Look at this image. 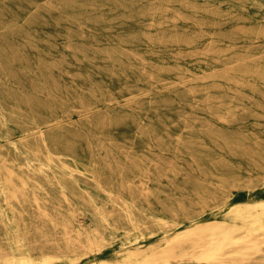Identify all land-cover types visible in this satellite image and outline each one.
I'll return each instance as SVG.
<instances>
[{"label":"rangeland","instance_id":"rangeland-1","mask_svg":"<svg viewBox=\"0 0 264 264\" xmlns=\"http://www.w3.org/2000/svg\"><path fill=\"white\" fill-rule=\"evenodd\" d=\"M208 8L221 15L215 17ZM141 11L148 19L138 20ZM194 18L216 24L196 26ZM184 28L203 31L231 54L251 47V57L264 60V37L240 34L264 30L257 0H0V177L13 182L11 189L0 184V257L35 264L21 260V254L39 257L68 248L67 253L79 254L75 264H87L93 256L109 264L127 263L126 248L158 245L193 221L210 222L214 216L207 193L219 208L216 218L226 221L234 205L264 199V184L251 189L233 185V173L220 169L232 166L243 180L254 161L243 150L264 140V78L256 87L246 81L260 68H247L242 58L216 65L198 43L164 52L157 46L150 50L146 41H129L132 32L154 37ZM152 52L172 55V65L163 58L144 67L141 58L149 64ZM162 69L171 76L158 74ZM111 78L139 87L141 97L134 103L119 86H100ZM69 86L76 99H85L87 90L97 96L92 113L72 106ZM124 120L135 128L119 129ZM160 139L186 146L175 150L158 144ZM67 149L88 151L92 161H67ZM257 153L264 156V146ZM25 155L53 156L67 167L42 171ZM108 155L112 158L105 161ZM94 167L107 168L108 176L93 178ZM257 172L258 181L262 174ZM70 175L73 183L67 182ZM65 185L74 191L67 190V198ZM89 198H95L96 207ZM99 207L115 209L121 226L98 221L94 212ZM17 228L27 236L24 243L17 240ZM97 232L98 245L85 248ZM51 264L74 263L59 257ZM170 264L207 263L184 259Z\"/></svg>","mask_w":264,"mask_h":264},{"label":"bare ground","instance_id":"bare-ground-1","mask_svg":"<svg viewBox=\"0 0 264 264\" xmlns=\"http://www.w3.org/2000/svg\"><path fill=\"white\" fill-rule=\"evenodd\" d=\"M134 1L136 0H130V2ZM257 1L260 3L262 9L264 10V0ZM206 10L210 14H213L215 17L221 15V11L217 8H208ZM138 16V20L148 19L145 11H141ZM192 21L195 22L196 26L197 24L201 26L203 24H207L209 26L216 24L215 20H206L200 18H194L192 19ZM158 23H161V21H158ZM240 34L245 39L264 37V30L260 28H249L241 30ZM129 41L133 42L135 45H138L139 41H146L147 44H151V48H149L150 50H154V47L157 46L160 49H163L164 52H170L177 46L186 47L198 43L202 45L201 52L203 54L212 55L210 59L214 60L213 62H215L216 65L231 64L234 60L242 58L244 62L246 61L245 65L247 66V68H260V73L254 75L252 74L253 76L246 80L250 82L249 84L251 85V87H256L258 81L264 78V60L253 59L251 57L253 48L245 47L241 49L240 53L238 52L237 55L231 54L229 52V49L225 50L220 44L215 43L212 38L205 37L203 31L193 32L186 28L174 29L171 31L160 33L159 35H156L154 37H147L144 35H140L139 33L132 32ZM222 49H224V51ZM119 55L120 54L116 52L114 56L118 58ZM171 57L172 55H163L162 53L154 54L152 52V55L149 56V59L147 60L149 64H146L145 61H143V58H141V63H143L142 65H145L144 67H146L147 65H149L150 67H154L156 66V63L159 59L165 58L167 61H169V64L172 65L173 59H171ZM231 68L234 67L231 66ZM158 74L165 75L164 77L171 76L167 75L170 73L166 69L159 70ZM228 79V76L223 77V84L227 87H229V85H227ZM100 86L104 88L108 86H119V91L121 92L122 96L126 97V99H133L134 103L139 99L138 97H141L139 87L121 86L118 85V83L112 78L110 79L109 83H101ZM67 89H70L71 98L74 101L72 102V106L74 108L78 109L79 111H83L84 113H92L93 108L97 104V96L94 93L87 90L85 99H76L78 98V95L72 93L73 89L71 88V86H69ZM165 118L167 121H169L170 119L169 116H166ZM159 126L157 128H159ZM117 127L122 130H127L135 128V124H133V122L131 121L124 120L117 124ZM179 138L181 139L185 137L180 136ZM161 141L162 139H160V142H158V144L166 147H173V149L175 150L181 145L183 147L186 146L185 143L181 140L178 142L180 144L176 143L172 145L166 144L165 142ZM54 142L56 141L54 140ZM60 145L62 144L60 143ZM250 146H253V148L251 147V151L247 150L246 148L243 150V152H251L254 161L251 164L247 165V167H249L247 171L248 175L243 180H241L237 172H234L235 169L232 166H220V169H227L228 171L233 173V176L230 180L233 185L243 186L249 189H251L258 182L264 184V156H260L257 153L259 147L264 146V140H254ZM22 148L24 149V143L21 145V149ZM66 156L67 161H73L75 157L83 159L87 162L92 161V154L88 151L84 152L82 150L67 149ZM111 158L112 156L108 155L105 156L104 159L105 161H107ZM198 158V160L203 165H209L203 157ZM24 159L36 160L38 162L40 170L42 171H45L44 169L46 168L57 169L67 167L65 163L58 162L53 156L40 158L37 156L28 157L25 155ZM258 170L261 171L262 175L261 180L257 181L256 176L258 175L256 174L258 173ZM99 173H103L108 176L107 168L98 170L94 167L92 177L97 178L96 176H98ZM218 174L221 175L224 173L219 172ZM67 180L68 183H73L74 178L70 175ZM0 184L3 189H11V185L13 184V182L11 178H6L5 180H3L0 177ZM83 185L84 188H88V185ZM26 186L28 185L26 184ZM65 188H68L64 191L65 197L67 198L68 192L70 191L73 193L74 191L70 189L68 185H65ZM92 191L95 193H106L103 191L99 192L96 188H92ZM12 193L16 195V192L14 190H12ZM207 199L209 200L208 204L211 208L210 211L214 216V218L210 222L193 221L186 227L180 228L179 231H177V233L173 236L167 238L164 237L163 242L158 245H136L133 248H126L127 251L125 252V255L128 259V262L122 264H170L172 261L184 259H192L198 263L207 264H264V199L256 200L254 198H250V201L234 205L232 208H230V210L227 211V214L232 216V219L230 221L220 220L216 218V215L219 213V208L216 207L217 205L215 204V202H213V200H211L212 197H210V194L208 193ZM89 201L93 207H96L95 198H92L91 200L89 198ZM94 216L98 219V221L112 224L114 228L118 229L121 226L116 221L117 218L120 217V214L116 212L115 209H106L103 207H99L97 210H95ZM7 218L10 220L13 226H15L14 221L10 218V216H7ZM64 226L71 227L72 224L70 222H65ZM115 230H112L111 233H114ZM17 231L19 232L17 240L24 243L25 239L27 238L26 234H20L19 228H17L15 232ZM12 235L13 233L9 234V240L12 239ZM99 238L100 237L97 232L93 235V237L88 239V241L83 246H85V248L87 247L88 249H91L94 246L98 245ZM15 250L21 251V248L18 247ZM67 252L68 248L63 250L56 248L54 252H43L39 257L21 254L20 259L23 261H33L35 262V264H51L57 258L64 257L68 258L74 264L77 263L79 258L78 252L75 250H72L70 253ZM13 257L14 256H8L5 254L2 255L0 257V264H15V260ZM92 259L93 260L89 261L87 264H109L105 261L96 259L95 256H93Z\"/></svg>","mask_w":264,"mask_h":264}]
</instances>
